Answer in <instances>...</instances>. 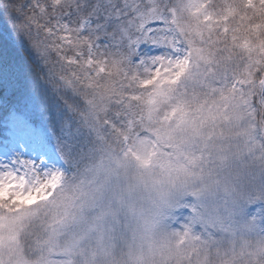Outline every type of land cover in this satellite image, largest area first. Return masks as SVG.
I'll use <instances>...</instances> for the list:
<instances>
[{"label":"snow or ice","instance_id":"6c2138e0","mask_svg":"<svg viewBox=\"0 0 264 264\" xmlns=\"http://www.w3.org/2000/svg\"><path fill=\"white\" fill-rule=\"evenodd\" d=\"M0 264H264V0H0Z\"/></svg>","mask_w":264,"mask_h":264}]
</instances>
